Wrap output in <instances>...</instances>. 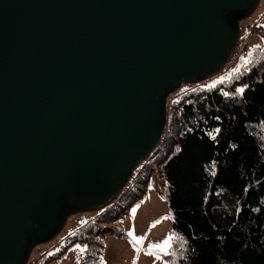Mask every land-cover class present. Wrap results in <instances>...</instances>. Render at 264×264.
<instances>
[{
  "label": "water",
  "instance_id": "1",
  "mask_svg": "<svg viewBox=\"0 0 264 264\" xmlns=\"http://www.w3.org/2000/svg\"><path fill=\"white\" fill-rule=\"evenodd\" d=\"M260 0H0V264L107 207Z\"/></svg>",
  "mask_w": 264,
  "mask_h": 264
},
{
  "label": "trees",
  "instance_id": "2",
  "mask_svg": "<svg viewBox=\"0 0 264 264\" xmlns=\"http://www.w3.org/2000/svg\"><path fill=\"white\" fill-rule=\"evenodd\" d=\"M170 120L161 145L104 211L117 215L159 173L175 234L172 263L264 264V55L228 83L175 102ZM85 230L71 247L88 251L83 264H101L88 242L98 226Z\"/></svg>",
  "mask_w": 264,
  "mask_h": 264
},
{
  "label": "rangeland",
  "instance_id": "3",
  "mask_svg": "<svg viewBox=\"0 0 264 264\" xmlns=\"http://www.w3.org/2000/svg\"><path fill=\"white\" fill-rule=\"evenodd\" d=\"M262 55H264V0H260L255 11L240 22L239 38L227 64L216 75L199 83L183 84L168 96L167 125L171 126L170 123L172 126L175 125L173 120H170L175 102L195 91L228 83L234 74L230 73L232 68L239 64L240 70H244L258 61ZM241 57H245L248 63L245 64ZM222 76L228 78L217 79ZM214 80L217 82L215 86H211ZM204 85H209V87H204ZM159 176L160 174L156 173V177L153 178L154 185L146 187L145 193L141 189L140 196L133 198V202L126 204L115 216L106 213L104 211L106 207L71 215L65 227L55 238L33 249L27 264L85 263L84 258L89 256L88 251L76 246L71 247V245L73 239L80 238L78 233L85 232L86 226L90 223L97 225L99 230L90 237V240L88 239L91 247L89 250L92 253L94 248L100 252V262L103 259L105 264H164V261L174 264L169 254L159 253L160 259H157L155 255L150 254L155 250L148 248L149 243L163 240L169 233H173L168 203L158 188V186H164ZM133 208L135 212L132 211ZM129 230L136 237H144V240L134 246L132 237L128 235ZM174 238L173 236L171 248Z\"/></svg>",
  "mask_w": 264,
  "mask_h": 264
},
{
  "label": "snow or ice",
  "instance_id": "4",
  "mask_svg": "<svg viewBox=\"0 0 264 264\" xmlns=\"http://www.w3.org/2000/svg\"><path fill=\"white\" fill-rule=\"evenodd\" d=\"M241 60L244 61L245 64L248 63V60L245 57H241ZM240 70V65L238 64L236 67L232 68L230 70V73H235L238 72ZM230 75V74H229ZM228 77H218V80H223V79H227ZM217 81H212L211 86H215ZM204 87H209V85H204ZM247 87V85H244L242 87H237L236 88V92L237 93H241L243 92L244 88ZM225 95H228V93H225ZM133 212H135V208H133L132 210ZM128 235L130 237H132L134 246L136 244L141 243L144 240V237H136L133 235V232L131 230H129ZM175 234L174 233H169L163 240H160L158 242H154V243H149L148 248L151 250H155L153 252H151L150 254L155 255L157 259H160V255L159 253H163L165 255L170 254L169 253V249L171 248V241L173 239V236ZM77 248H81L80 245H76ZM86 247V246H85ZM101 264H105V262L103 261V259H101ZM164 264H169L168 261H164Z\"/></svg>",
  "mask_w": 264,
  "mask_h": 264
}]
</instances>
